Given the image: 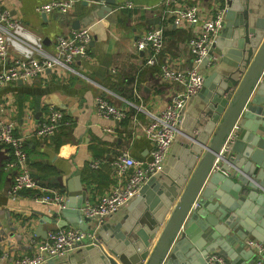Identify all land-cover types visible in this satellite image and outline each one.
I'll list each match as a JSON object with an SVG mask.
<instances>
[{
  "label": "water",
  "instance_id": "water-1",
  "mask_svg": "<svg viewBox=\"0 0 264 264\" xmlns=\"http://www.w3.org/2000/svg\"><path fill=\"white\" fill-rule=\"evenodd\" d=\"M86 1L90 19L116 21V0ZM226 5L214 42L219 63L194 95L204 105L192 114L190 98L180 120L185 140L176 143L179 131L162 170L128 212L121 216L125 205L99 222L86 216L87 190L70 181L59 225L97 229L109 253L98 239L78 242L81 259L67 261L76 252L69 251L42 264H257L245 238L264 242V0ZM82 24L72 22L74 29ZM36 233L47 236L42 224Z\"/></svg>",
  "mask_w": 264,
  "mask_h": 264
},
{
  "label": "crops",
  "instance_id": "crops-1",
  "mask_svg": "<svg viewBox=\"0 0 264 264\" xmlns=\"http://www.w3.org/2000/svg\"><path fill=\"white\" fill-rule=\"evenodd\" d=\"M49 1L0 0V10L10 9L30 30L43 37L44 47L49 51L54 50L56 37L70 32L72 22L80 20L84 23L82 26L89 27L93 34L89 56L75 59L72 63L74 72L61 74L49 69L46 74L31 81L4 83L0 86V108H4L5 116L15 122L16 131L22 134L32 132L45 118L51 105L62 110L65 123L53 136L28 138L29 166L31 172L44 183L53 186L62 184L66 198L70 181H73V186L81 182L87 190V203H93L98 196L111 190L115 181L110 164L118 154L128 150L136 158L149 156L153 146L144 130L149 122L148 112L160 110L179 89L178 85L161 80L159 63L145 64L146 53L136 49V38L154 26L163 25L166 47L160 62L171 60L176 61L179 67L190 68L192 54L188 41L196 34L198 25H173L172 18L163 15L166 8L163 0H116V21L113 22L106 18L90 19L91 8L86 0H74L71 11L66 15L54 11L43 16L37 7ZM127 2L132 6H128ZM185 3L206 7L211 15L226 1L185 0ZM68 16L71 20L67 19ZM213 53L218 55L219 63L216 47ZM214 66L207 67L204 63V75ZM98 96L125 109L127 117L116 120L100 115L95 106ZM203 105L204 100L194 96L186 111L197 114L198 108ZM185 127V123L180 125L176 143L185 140ZM58 141L62 143L58 145ZM6 154L5 146L1 144L0 255L7 252L8 260H11L31 250L30 237L43 239L36 233L39 225L42 224L48 231L71 227L72 224L59 225L58 222L63 220L61 209L36 200L32 190H24L19 198L10 195L13 180L12 172L3 163ZM102 156L107 160L100 158ZM98 159L104 162L97 168L92 167L91 162ZM129 206H125L121 216L128 212ZM96 233L98 237L99 231ZM246 236L245 239L256 238L250 234ZM98 241L108 254L109 250L102 240ZM77 245L70 251L76 252L67 261L72 257H83L78 249L84 244ZM245 248L248 250L247 246ZM3 262L0 259V264Z\"/></svg>",
  "mask_w": 264,
  "mask_h": 264
},
{
  "label": "built area",
  "instance_id": "built-area-1",
  "mask_svg": "<svg viewBox=\"0 0 264 264\" xmlns=\"http://www.w3.org/2000/svg\"><path fill=\"white\" fill-rule=\"evenodd\" d=\"M73 4L74 0H51L38 6L37 10L46 14L55 11L66 15L71 11ZM163 4L166 5L163 15L166 18L171 17L173 25L182 27L198 25L196 34L188 41L192 66L179 67L176 61L171 60L160 62V56L166 47L163 25L154 26L136 38L134 42L136 49L146 53L145 64L159 63L161 80L178 85L179 89L160 110L148 112L149 122L144 126V130L153 146L149 156L136 158L128 150L122 151L110 164L115 181L111 190L98 196L93 203L86 201L82 208L83 214L98 222L127 205L142 186L162 170L179 132L180 120L186 105L204 84L205 75L202 71L204 62L207 67L217 63L218 55L213 53L214 42L222 30V21L227 11L226 3L211 15L208 14L206 7L187 4L185 0H163ZM127 5L132 6L129 2ZM92 36V31L87 26L73 28L68 33L59 34L54 50L49 51L44 47L43 37L30 30L20 18L12 14L10 9L0 10V86L19 80H34L46 74L49 69L61 74L65 71L74 72L72 63L77 56H89ZM95 106L102 116L116 120L127 117L125 109L110 103L103 96L96 97ZM0 110V143L11 147V158L5 164V168L12 172L10 195L19 198L24 190H32L36 200L63 208L66 195L42 185L33 176L27 151L29 137L43 139L51 137L65 123L62 110L51 105L45 118L29 134L17 132L15 122L5 116L3 107ZM231 135L232 133L227 141ZM102 162H104L102 159L93 160L91 166L97 168ZM96 232L97 229L84 230L73 226L50 229L46 238L40 240L34 236L29 238L32 247L30 251L11 260H8L9 254L3 252L0 259L4 261L2 264H42L75 249L78 242L90 243L97 240ZM245 244L256 254L257 264H262L264 243L256 238H247ZM211 263L212 260L209 264Z\"/></svg>",
  "mask_w": 264,
  "mask_h": 264
},
{
  "label": "trees",
  "instance_id": "trees-1",
  "mask_svg": "<svg viewBox=\"0 0 264 264\" xmlns=\"http://www.w3.org/2000/svg\"><path fill=\"white\" fill-rule=\"evenodd\" d=\"M172 30V29H171ZM58 143V145H60V143H62V141H58L57 142ZM4 145L5 146V153H8V155L6 154V157L4 158V160H3V163H4V166H5V164H6V161L8 160V159H10L11 158V147L9 146V145H7V144H4V143H0V145ZM100 158H103V159H105V160H107L106 158H104V156H102V157H100ZM32 174H33V172H32ZM33 176L42 184V185H44V186H47V187H51V188H54V189H56V190H58L59 192H61V193H65V187L61 184H58L57 186H53V185H51V184H46V183H44L42 180H39V177H37V176H35L34 174H33Z\"/></svg>",
  "mask_w": 264,
  "mask_h": 264
},
{
  "label": "rangeland",
  "instance_id": "rangeland-1",
  "mask_svg": "<svg viewBox=\"0 0 264 264\" xmlns=\"http://www.w3.org/2000/svg\"><path fill=\"white\" fill-rule=\"evenodd\" d=\"M225 1V0H224Z\"/></svg>",
  "mask_w": 264,
  "mask_h": 264
}]
</instances>
